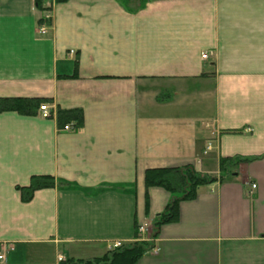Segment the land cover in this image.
<instances>
[{
	"label": "crops",
	"instance_id": "obj_1",
	"mask_svg": "<svg viewBox=\"0 0 264 264\" xmlns=\"http://www.w3.org/2000/svg\"><path fill=\"white\" fill-rule=\"evenodd\" d=\"M0 98L45 99L53 112L0 114L7 264L87 261L132 244L173 198L148 188L146 172L187 166L217 180L137 264H264V0H150L137 13L119 0L49 11L0 0ZM75 110L81 128L64 131ZM226 158L252 161L220 179ZM34 176L59 184L25 202L19 188Z\"/></svg>",
	"mask_w": 264,
	"mask_h": 264
},
{
	"label": "trees",
	"instance_id": "obj_2",
	"mask_svg": "<svg viewBox=\"0 0 264 264\" xmlns=\"http://www.w3.org/2000/svg\"><path fill=\"white\" fill-rule=\"evenodd\" d=\"M65 0H57L63 2ZM122 1L126 9L133 13L142 10L150 0H119ZM50 3V6H48ZM51 0H36V4L47 11L51 7ZM50 27V22H48ZM78 64H76V69ZM162 101V100H160ZM47 100L39 98H0V114L7 112H16L22 115H35L38 113L42 104ZM77 124L75 128L79 129L83 123L82 112L75 110ZM252 159L244 158H226L220 162V179H225L235 172V169L241 163L251 162ZM217 180V177L205 175L199 172L194 166L173 169H151L145 174V183L149 187L163 188L172 194V201L160 217V221L155 225L153 239L157 237L160 226L178 221L180 216V205L186 201H192L198 196V190L201 186L211 184ZM59 184L52 176H34L28 187L19 188L22 199L25 202L32 200L35 192L43 189L54 188ZM153 249V243L147 241L126 244L120 249L108 252L104 257L87 260L74 261L68 260L63 264H137L138 261Z\"/></svg>",
	"mask_w": 264,
	"mask_h": 264
},
{
	"label": "built area",
	"instance_id": "obj_3",
	"mask_svg": "<svg viewBox=\"0 0 264 264\" xmlns=\"http://www.w3.org/2000/svg\"><path fill=\"white\" fill-rule=\"evenodd\" d=\"M73 54V52H72ZM208 55L205 54L203 55V59H207ZM41 112L42 116L44 118H49L50 117V111L47 106H41ZM65 130H70L69 127H66ZM253 188L255 189L256 186L254 185ZM152 233V230L150 226L148 225H140L138 228V237L139 239H147L149 238L150 234ZM122 246L121 242H115L112 244V246L109 247L110 250H115L119 249ZM11 246H2L0 247V264H7L8 263V257H9V252H10ZM63 258L59 257V262H62Z\"/></svg>",
	"mask_w": 264,
	"mask_h": 264
}]
</instances>
